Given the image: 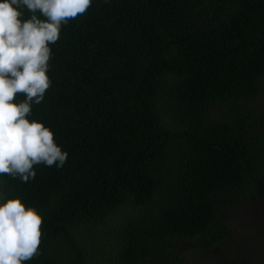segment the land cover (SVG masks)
Masks as SVG:
<instances>
[{"label":"trees","instance_id":"1","mask_svg":"<svg viewBox=\"0 0 264 264\" xmlns=\"http://www.w3.org/2000/svg\"><path fill=\"white\" fill-rule=\"evenodd\" d=\"M49 46L52 83L27 118L67 161L27 183L0 175L42 216L24 264L176 263L178 239L226 247L217 194L264 198V0H92Z\"/></svg>","mask_w":264,"mask_h":264},{"label":"clouds","instance_id":"2","mask_svg":"<svg viewBox=\"0 0 264 264\" xmlns=\"http://www.w3.org/2000/svg\"><path fill=\"white\" fill-rule=\"evenodd\" d=\"M92 0H2L0 2V175L27 183L34 166L63 167L68 153L42 122L27 117L51 86L50 44L62 26L86 14ZM26 13L28 14L26 17ZM43 17V19H41ZM23 93L19 102L17 94ZM42 216L0 184V264H24L38 256Z\"/></svg>","mask_w":264,"mask_h":264},{"label":"rangeland","instance_id":"3","mask_svg":"<svg viewBox=\"0 0 264 264\" xmlns=\"http://www.w3.org/2000/svg\"><path fill=\"white\" fill-rule=\"evenodd\" d=\"M258 103L264 105V94ZM254 191L246 199L226 190L217 194L220 220L229 221L226 247L197 252L196 245L178 239L173 246L181 258L176 263L154 258L145 264H264V198Z\"/></svg>","mask_w":264,"mask_h":264}]
</instances>
